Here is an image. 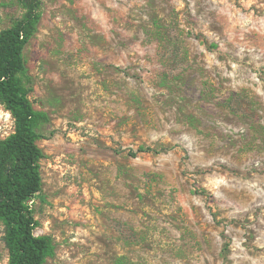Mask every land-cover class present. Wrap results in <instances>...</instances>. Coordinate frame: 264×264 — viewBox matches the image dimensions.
Returning <instances> with one entry per match:
<instances>
[{
    "label": "rangeland",
    "instance_id": "rangeland-1",
    "mask_svg": "<svg viewBox=\"0 0 264 264\" xmlns=\"http://www.w3.org/2000/svg\"><path fill=\"white\" fill-rule=\"evenodd\" d=\"M24 50L46 264H264V0H41ZM0 0V30L22 17ZM14 131L0 106V140ZM140 146L161 150L137 152ZM0 225V264L8 250Z\"/></svg>",
    "mask_w": 264,
    "mask_h": 264
},
{
    "label": "trees",
    "instance_id": "trees-1",
    "mask_svg": "<svg viewBox=\"0 0 264 264\" xmlns=\"http://www.w3.org/2000/svg\"><path fill=\"white\" fill-rule=\"evenodd\" d=\"M22 17L0 30V106L14 120V131L0 140V225L8 250V264H46L54 255L50 236H36L39 222L32 204L43 200L41 161L44 153L38 141L39 126L48 119L35 110L24 50L37 30L41 19V0H18ZM158 154L161 150L140 146V153Z\"/></svg>",
    "mask_w": 264,
    "mask_h": 264
}]
</instances>
